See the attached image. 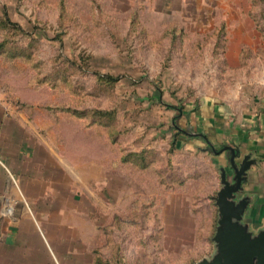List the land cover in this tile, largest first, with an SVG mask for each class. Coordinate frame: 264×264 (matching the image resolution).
<instances>
[{
	"label": "rangeland",
	"instance_id": "1",
	"mask_svg": "<svg viewBox=\"0 0 264 264\" xmlns=\"http://www.w3.org/2000/svg\"><path fill=\"white\" fill-rule=\"evenodd\" d=\"M262 95L264 0H0V264L211 258L202 115Z\"/></svg>",
	"mask_w": 264,
	"mask_h": 264
},
{
	"label": "crops",
	"instance_id": "2",
	"mask_svg": "<svg viewBox=\"0 0 264 264\" xmlns=\"http://www.w3.org/2000/svg\"><path fill=\"white\" fill-rule=\"evenodd\" d=\"M202 116L203 121L217 122L218 135L214 139L209 138L207 132L199 133V137L219 147L216 146L219 150L216 155L220 171L225 169L229 179L234 176L230 164L232 151L227 146L237 151V162H242L245 156L251 160L238 199L247 201L244 220L251 229L255 232L264 229V95L235 109L215 104L209 114Z\"/></svg>",
	"mask_w": 264,
	"mask_h": 264
},
{
	"label": "water",
	"instance_id": "3",
	"mask_svg": "<svg viewBox=\"0 0 264 264\" xmlns=\"http://www.w3.org/2000/svg\"><path fill=\"white\" fill-rule=\"evenodd\" d=\"M210 145L212 143L208 141ZM232 151L230 164L234 170L232 179L221 169L222 187L216 199L220 218L214 241L216 252L211 258H204L199 264H264V229L255 232L244 220L247 201L238 199L242 191V180L251 164L248 156L237 162V151Z\"/></svg>",
	"mask_w": 264,
	"mask_h": 264
},
{
	"label": "trees",
	"instance_id": "4",
	"mask_svg": "<svg viewBox=\"0 0 264 264\" xmlns=\"http://www.w3.org/2000/svg\"><path fill=\"white\" fill-rule=\"evenodd\" d=\"M179 109V108H178ZM179 111H181L180 109H179ZM174 127L177 129V131L180 133H184V134H187V135H189L188 134V132H185V130L183 129V128H181L180 126H178L175 122H174ZM190 136L191 135H189V138H190ZM107 260H105L104 262H105V264H125L124 262H122V260H123V258L122 257H119V258H117L116 260H113L111 257L109 258H106ZM101 264H103V263H101Z\"/></svg>",
	"mask_w": 264,
	"mask_h": 264
},
{
	"label": "flooded vegetation",
	"instance_id": "5",
	"mask_svg": "<svg viewBox=\"0 0 264 264\" xmlns=\"http://www.w3.org/2000/svg\"><path fill=\"white\" fill-rule=\"evenodd\" d=\"M214 152H218L219 150L217 149V147L215 146V147H212L211 148Z\"/></svg>",
	"mask_w": 264,
	"mask_h": 264
}]
</instances>
